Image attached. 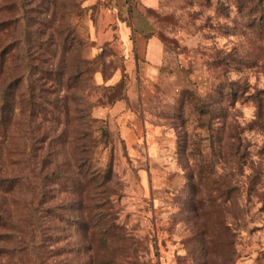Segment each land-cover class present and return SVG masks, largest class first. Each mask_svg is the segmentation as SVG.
I'll return each mask as SVG.
<instances>
[{
	"label": "rangeland",
	"instance_id": "rangeland-1",
	"mask_svg": "<svg viewBox=\"0 0 264 264\" xmlns=\"http://www.w3.org/2000/svg\"><path fill=\"white\" fill-rule=\"evenodd\" d=\"M150 7L0 0V264H264V0ZM142 24L150 90L120 48Z\"/></svg>",
	"mask_w": 264,
	"mask_h": 264
},
{
	"label": "crops",
	"instance_id": "crops-1",
	"mask_svg": "<svg viewBox=\"0 0 264 264\" xmlns=\"http://www.w3.org/2000/svg\"><path fill=\"white\" fill-rule=\"evenodd\" d=\"M140 1L144 10L151 8L153 3V0ZM120 33L122 35L120 48L126 59L125 71L129 74L133 73L130 80L133 83L135 81L136 89L150 90L152 86H160V69L165 56L164 45L151 35L150 27H147L146 24L123 27L120 29ZM128 121L132 127L136 128L140 125V121L130 111L124 118V125ZM144 127H148V125L145 124ZM123 131L126 142L134 144L136 140L132 132L126 126H123Z\"/></svg>",
	"mask_w": 264,
	"mask_h": 264
},
{
	"label": "trees",
	"instance_id": "trees-1",
	"mask_svg": "<svg viewBox=\"0 0 264 264\" xmlns=\"http://www.w3.org/2000/svg\"><path fill=\"white\" fill-rule=\"evenodd\" d=\"M105 203H107L106 201H105ZM105 203H104V205H105ZM107 233L109 232V233H112L113 235H115V236H117L120 240H123L124 241V243H127V240H126V236H125V234L120 230V229H118V228H116L115 226H113L112 224L111 225H108L107 227H106V230H105ZM7 235L6 234H0V239H1V241L3 242V243H5V241L7 240ZM21 242V239L18 241V244ZM32 243V242H31ZM25 244H26V247H28V248H30L31 249V247L29 246L30 245V242H25ZM3 248H5V247H3ZM13 250H14V247L12 248ZM17 249H20L19 248V246L17 247Z\"/></svg>",
	"mask_w": 264,
	"mask_h": 264
}]
</instances>
